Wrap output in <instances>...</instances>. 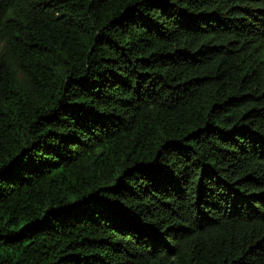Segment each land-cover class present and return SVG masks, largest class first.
Masks as SVG:
<instances>
[{"label":"trees","instance_id":"trees-1","mask_svg":"<svg viewBox=\"0 0 264 264\" xmlns=\"http://www.w3.org/2000/svg\"><path fill=\"white\" fill-rule=\"evenodd\" d=\"M0 264H264V0H0Z\"/></svg>","mask_w":264,"mask_h":264}]
</instances>
